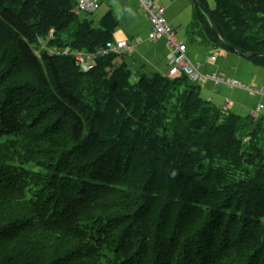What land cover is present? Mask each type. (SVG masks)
Segmentation results:
<instances>
[{
	"label": "trees",
	"instance_id": "1",
	"mask_svg": "<svg viewBox=\"0 0 264 264\" xmlns=\"http://www.w3.org/2000/svg\"><path fill=\"white\" fill-rule=\"evenodd\" d=\"M197 1L204 42L264 66V0ZM76 6L0 0V264H264V117L51 55L115 43Z\"/></svg>",
	"mask_w": 264,
	"mask_h": 264
},
{
	"label": "crops",
	"instance_id": "2",
	"mask_svg": "<svg viewBox=\"0 0 264 264\" xmlns=\"http://www.w3.org/2000/svg\"><path fill=\"white\" fill-rule=\"evenodd\" d=\"M165 10L168 24L173 28L179 40L187 45L189 58L200 66L203 74H223L249 85H256L264 92V66H260L236 53L221 48H213L201 38L196 28L195 13L197 0H154ZM100 8L94 14H80L89 18L94 27L111 18L115 29L114 42L128 41L135 44L134 51L120 55L133 72L134 80L140 76L159 74L167 77L170 65V50L165 39L151 42L148 35L151 24L143 12L138 0H99ZM210 9L215 8L213 0H207ZM201 96L221 109L229 105V112L242 118H248L250 111L259 104L264 105V97L248 92L217 88L211 82L199 85ZM264 117V111L261 114Z\"/></svg>",
	"mask_w": 264,
	"mask_h": 264
},
{
	"label": "built area",
	"instance_id": "3",
	"mask_svg": "<svg viewBox=\"0 0 264 264\" xmlns=\"http://www.w3.org/2000/svg\"><path fill=\"white\" fill-rule=\"evenodd\" d=\"M140 6L147 16L150 24L151 31L148 39L151 42H157L165 39L170 50L171 68L167 74L168 78L175 79L182 75H186L189 80L196 85L204 82H211L217 88L228 87L232 89L245 90L253 95H264V92L256 87H247L241 85L233 80L225 79L223 76L218 75H204L200 72L199 66L194 64L188 56L187 45L178 39L173 28L168 24L165 10L154 0H138ZM100 8L99 0H77L76 12H84L86 14H94ZM54 39V32H51L46 39L41 40L40 43L47 48V44ZM135 44L128 43V41H118L109 44L106 48L101 49L95 53H88L84 51H74L71 48H54L50 49L51 55L73 56L77 64L81 67L83 72L92 71L95 68L96 61L99 56H105L110 53L113 54H126L134 51ZM230 103L227 102L222 108L223 111H229ZM264 111V105L259 104L255 109L250 111L249 116L254 120H259Z\"/></svg>",
	"mask_w": 264,
	"mask_h": 264
},
{
	"label": "rangeland",
	"instance_id": "4",
	"mask_svg": "<svg viewBox=\"0 0 264 264\" xmlns=\"http://www.w3.org/2000/svg\"><path fill=\"white\" fill-rule=\"evenodd\" d=\"M177 35V34H176ZM192 61V60H191ZM170 63H171V60H170ZM194 63V62H193ZM195 64V63H194ZM197 65V64H196ZM197 66H199V65H197ZM199 69H200V66H199ZM200 72L202 73V71H201V69H200ZM203 74V73H202ZM204 75H208V74H204ZM210 75H220V76H223L225 79H228V80H233V81H235V82H237V83H239V84H241V85H244V86H247V87H256V85H254V84H252V85H249V84H245V83H242V82H240V81H238V80H235V79H233V78H230V77H227V76H225V75H223V74H210ZM205 83V82H204ZM203 84V83H202ZM222 88H228V87H222ZM256 88H258V87H256ZM230 89H232V88H230ZM259 89V88H258ZM238 90H241V89H238ZM260 90V89H259ZM242 91H245V90H242ZM262 91V90H261ZM245 92H247V91H245ZM249 93V92H248ZM249 94H251V93H249ZM253 95V94H252ZM260 96H263L264 97V95H260Z\"/></svg>",
	"mask_w": 264,
	"mask_h": 264
},
{
	"label": "water",
	"instance_id": "5",
	"mask_svg": "<svg viewBox=\"0 0 264 264\" xmlns=\"http://www.w3.org/2000/svg\"><path fill=\"white\" fill-rule=\"evenodd\" d=\"M213 30L216 32V30H215V28H213ZM226 47H227V45H225ZM238 55H240V54H238ZM253 55H248V56H246L247 58H251Z\"/></svg>",
	"mask_w": 264,
	"mask_h": 264
}]
</instances>
